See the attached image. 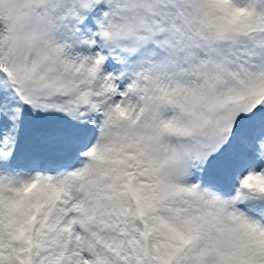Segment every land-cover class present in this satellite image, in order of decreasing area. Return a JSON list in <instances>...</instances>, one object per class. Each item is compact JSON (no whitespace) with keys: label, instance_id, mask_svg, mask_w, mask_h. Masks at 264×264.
<instances>
[{"label":"snow or ice","instance_id":"obj_1","mask_svg":"<svg viewBox=\"0 0 264 264\" xmlns=\"http://www.w3.org/2000/svg\"><path fill=\"white\" fill-rule=\"evenodd\" d=\"M0 264H264V0H0Z\"/></svg>","mask_w":264,"mask_h":264}]
</instances>
